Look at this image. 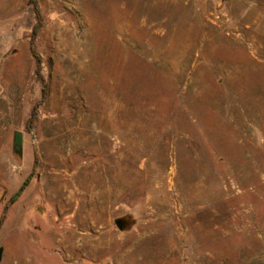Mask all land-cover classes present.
<instances>
[{
    "label": "rangeland",
    "instance_id": "374dc122",
    "mask_svg": "<svg viewBox=\"0 0 264 264\" xmlns=\"http://www.w3.org/2000/svg\"><path fill=\"white\" fill-rule=\"evenodd\" d=\"M0 249L264 264V0H0Z\"/></svg>",
    "mask_w": 264,
    "mask_h": 264
},
{
    "label": "trees",
    "instance_id": "16d2710c",
    "mask_svg": "<svg viewBox=\"0 0 264 264\" xmlns=\"http://www.w3.org/2000/svg\"><path fill=\"white\" fill-rule=\"evenodd\" d=\"M33 11H34V14H35L37 22L34 25V27L32 29V32H31V36H30V52H31L32 56L35 58V60H36V75L39 76L40 61H39L38 56L36 55V53L33 50V40H34V38H35V36H36V34H37L38 30H39V27H40V19H39L38 11H37L35 6L33 7ZM28 183H29V178L26 179L22 183V185L20 186L19 190L12 197V201L16 200L21 195V193L23 192V190L25 189V187L27 186Z\"/></svg>",
    "mask_w": 264,
    "mask_h": 264
},
{
    "label": "water",
    "instance_id": "95a60500",
    "mask_svg": "<svg viewBox=\"0 0 264 264\" xmlns=\"http://www.w3.org/2000/svg\"><path fill=\"white\" fill-rule=\"evenodd\" d=\"M13 147L17 153L21 152V135H20V133L14 134ZM115 224H116L118 230L123 229V223L121 221L118 220V221H116ZM1 256H2V249H0V261H1Z\"/></svg>",
    "mask_w": 264,
    "mask_h": 264
}]
</instances>
